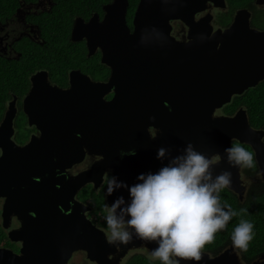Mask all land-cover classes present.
<instances>
[{"label": "flooded vegetation", "instance_id": "flooded-vegetation-1", "mask_svg": "<svg viewBox=\"0 0 264 264\" xmlns=\"http://www.w3.org/2000/svg\"><path fill=\"white\" fill-rule=\"evenodd\" d=\"M108 3L86 16H74L62 30H54L61 0H0V264H99L82 248L64 258L70 240L65 223L72 201L100 233L98 242L106 244L108 260L101 264H124L134 256L152 259L154 248L149 241L133 236L128 244L108 242L110 229L104 218L105 206L111 204L106 190L108 175L113 174L106 170L109 164L102 154L88 148L101 145V137L95 135L93 142L83 137L93 130L102 131V100L113 95L103 96V83L109 82L111 68L103 60L101 45L88 41L87 30L73 33V27L92 18L98 27ZM242 10L248 14L242 13L241 23L250 30L264 31V0H250L247 6L232 10L224 0L223 7L205 2L189 25L181 19L170 20V34L188 41V31L209 15L206 22L212 30L205 39L211 41V35L230 28ZM133 13L129 18L126 6L130 31ZM224 106L213 113L229 116L238 108L231 113ZM152 118L159 120L156 112ZM147 129L151 138L159 133L152 124ZM71 149H81L82 158L71 162ZM254 161L257 170L252 176L238 168L243 196L250 179L259 176V183L264 182L255 157ZM83 172H92L95 182H74ZM123 198L130 202L131 198ZM61 225H65L63 231L57 233Z\"/></svg>", "mask_w": 264, "mask_h": 264}, {"label": "water", "instance_id": "water-1", "mask_svg": "<svg viewBox=\"0 0 264 264\" xmlns=\"http://www.w3.org/2000/svg\"><path fill=\"white\" fill-rule=\"evenodd\" d=\"M207 1L224 6V0H138L130 31L125 22L127 0H113L104 6L105 17L98 27L93 18L86 24L76 22L73 27V33L87 30L88 41L101 45L103 60L111 68L109 82L103 83V96L111 92L113 95L102 100V131L97 134L93 130L83 137L92 142L95 135L101 137V145L88 148L102 154L109 164L106 170L111 169L113 176L128 188L141 183L137 179L141 174H156L191 144L206 157H221L213 174L230 171L232 185L227 189L242 197L239 167L229 165L224 151L233 140L250 146L264 180V131L250 126L242 107L229 116L213 113L229 103L232 96L264 79V31L250 30L241 23L242 13L248 14L242 10L232 26L216 30L211 41L205 39L212 30L206 22L209 15L188 31V41H179L170 34V20L181 19L189 25ZM153 112L158 121L152 118ZM150 124L159 130L152 138L147 129ZM161 147L168 149L169 155L157 159ZM121 150H135V155L123 160ZM70 153L71 162L83 156L81 149H71ZM91 174L83 172L73 181L95 182ZM128 188L106 195L107 202L112 204L121 196L130 198ZM71 208L66 226L61 225L57 231L61 233L65 226V231L70 232L64 258L82 248L91 260L106 262V244L96 239L100 233L79 214L81 208L73 201ZM149 245L158 247L156 241H149ZM173 259L179 264H264L258 258L244 262L233 245L213 255L201 250L199 261Z\"/></svg>", "mask_w": 264, "mask_h": 264}, {"label": "clouds", "instance_id": "clouds-1", "mask_svg": "<svg viewBox=\"0 0 264 264\" xmlns=\"http://www.w3.org/2000/svg\"><path fill=\"white\" fill-rule=\"evenodd\" d=\"M224 151L231 167L253 166V155L244 147L237 144ZM119 155H135V150H121ZM168 155L166 148L157 151V159ZM220 161L218 154L206 157L188 144L182 155L171 158L156 174H141L137 178L141 183L130 188L115 176L108 175L107 195L128 188L131 198L126 202L121 196L110 206H105V219L110 229L108 242L128 244L135 236L158 243L150 255L162 264H179L173 257L199 261L204 246L237 215L220 203V191L232 185L230 171L213 174ZM252 229L250 222L241 220L232 233L233 246L247 250Z\"/></svg>", "mask_w": 264, "mask_h": 264}, {"label": "trees", "instance_id": "trees-1", "mask_svg": "<svg viewBox=\"0 0 264 264\" xmlns=\"http://www.w3.org/2000/svg\"><path fill=\"white\" fill-rule=\"evenodd\" d=\"M110 1L111 0H61L62 9L60 15L55 17L52 24L53 29L59 28L62 30V26L70 22L74 16H86L89 14L90 10H97L104 3ZM137 1L138 0H127L129 18L136 7ZM249 1L250 0H227L231 10L239 5L245 7L248 5ZM226 14L227 13H222L221 15ZM64 31L68 30L65 29ZM237 107H242L245 110L251 127L264 131V82H260L254 87L248 88L242 94L234 95L231 101L225 104L224 109L232 113ZM237 144L244 147L247 151H250L253 155L252 150L247 144L235 140L231 146ZM244 169L248 176L254 175V172L257 170L254 157L253 166L251 168L245 167ZM262 183L264 182L262 181ZM262 183L246 189L245 195L243 196L242 194V197L227 188L220 191L219 197L221 205L230 207L237 215L228 222L225 229L216 233L215 239L211 243L206 244L202 251L217 254L223 250L224 247L232 244V233L235 227L239 225L240 221L244 220L250 222L253 225V229L252 239L248 243L247 250L237 248L243 258L242 260L250 263L264 254V184ZM225 210H227V208ZM124 264H162V262L158 259L134 256L127 259Z\"/></svg>", "mask_w": 264, "mask_h": 264}, {"label": "rangeland", "instance_id": "rangeland-1", "mask_svg": "<svg viewBox=\"0 0 264 264\" xmlns=\"http://www.w3.org/2000/svg\"><path fill=\"white\" fill-rule=\"evenodd\" d=\"M259 180H260V177H259V176H256L255 178L250 179V180L247 182V189H248V188H251V187H254V186H256V185H258V184H259ZM234 249H235L236 251L238 250V249L235 248V247H234ZM259 260L262 261V262H264V254L261 255V256L259 257Z\"/></svg>", "mask_w": 264, "mask_h": 264}]
</instances>
